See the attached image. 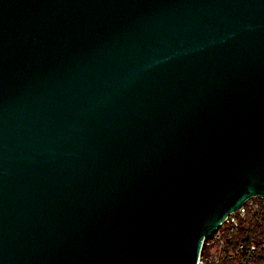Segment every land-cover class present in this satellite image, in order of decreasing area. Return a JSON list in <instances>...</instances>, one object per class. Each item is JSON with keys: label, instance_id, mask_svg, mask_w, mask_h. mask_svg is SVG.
<instances>
[{"label": "water", "instance_id": "95a60500", "mask_svg": "<svg viewBox=\"0 0 264 264\" xmlns=\"http://www.w3.org/2000/svg\"><path fill=\"white\" fill-rule=\"evenodd\" d=\"M264 196V0H0V264H197Z\"/></svg>", "mask_w": 264, "mask_h": 264}, {"label": "built area", "instance_id": "2783aa9c", "mask_svg": "<svg viewBox=\"0 0 264 264\" xmlns=\"http://www.w3.org/2000/svg\"><path fill=\"white\" fill-rule=\"evenodd\" d=\"M250 216L264 219V196L251 195L230 211L216 229L206 234L198 253L197 264H227V258L238 257L235 264H252L251 252L242 254L244 244L238 243L234 248L226 246L227 239L233 237L235 230L249 223ZM264 247V243L262 245ZM251 245V251L256 249Z\"/></svg>", "mask_w": 264, "mask_h": 264}, {"label": "trees", "instance_id": "16d2710c", "mask_svg": "<svg viewBox=\"0 0 264 264\" xmlns=\"http://www.w3.org/2000/svg\"><path fill=\"white\" fill-rule=\"evenodd\" d=\"M228 247H235L238 243L244 244L242 254L251 252L252 264H264V219L250 216L249 223L241 228L235 230L233 237L227 239ZM251 245H256V249L251 251ZM238 257L227 258V264H235Z\"/></svg>", "mask_w": 264, "mask_h": 264}]
</instances>
